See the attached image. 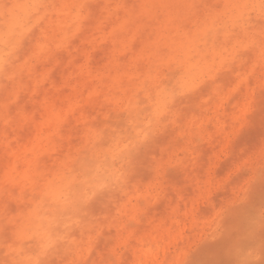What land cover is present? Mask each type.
Masks as SVG:
<instances>
[{
	"label": "rangeland",
	"instance_id": "obj_1",
	"mask_svg": "<svg viewBox=\"0 0 264 264\" xmlns=\"http://www.w3.org/2000/svg\"><path fill=\"white\" fill-rule=\"evenodd\" d=\"M0 264H264V0H0Z\"/></svg>",
	"mask_w": 264,
	"mask_h": 264
}]
</instances>
